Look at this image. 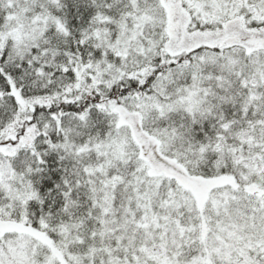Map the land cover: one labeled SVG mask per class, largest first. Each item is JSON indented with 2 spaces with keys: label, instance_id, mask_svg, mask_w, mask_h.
<instances>
[{
  "label": "snow or ice",
  "instance_id": "obj_1",
  "mask_svg": "<svg viewBox=\"0 0 264 264\" xmlns=\"http://www.w3.org/2000/svg\"><path fill=\"white\" fill-rule=\"evenodd\" d=\"M0 264H264V0H0Z\"/></svg>",
  "mask_w": 264,
  "mask_h": 264
}]
</instances>
